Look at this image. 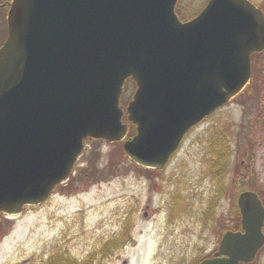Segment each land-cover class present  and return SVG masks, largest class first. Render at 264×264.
Masks as SVG:
<instances>
[{"label": "water", "instance_id": "1", "mask_svg": "<svg viewBox=\"0 0 264 264\" xmlns=\"http://www.w3.org/2000/svg\"><path fill=\"white\" fill-rule=\"evenodd\" d=\"M176 0H12L0 47V209L44 200L90 136L123 140L136 163L162 167L185 131L247 84L264 48V13L250 0H208L181 21ZM136 132L126 138L119 96ZM227 230L197 264H240L264 235L257 193L237 198Z\"/></svg>", "mask_w": 264, "mask_h": 264}, {"label": "rangeland", "instance_id": "2", "mask_svg": "<svg viewBox=\"0 0 264 264\" xmlns=\"http://www.w3.org/2000/svg\"><path fill=\"white\" fill-rule=\"evenodd\" d=\"M206 1L177 0L176 12L185 20ZM252 1L264 11V0ZM251 65L247 86L189 131L151 178L120 141L87 137L69 179L3 227L0 264H195L210 254L234 191L252 185L244 174L231 195L222 193L221 165L229 149L220 154L217 137L224 131L237 165L247 154L254 188L264 192V49L251 56ZM134 87L127 79L122 103ZM209 135L215 137L211 144Z\"/></svg>", "mask_w": 264, "mask_h": 264}, {"label": "flooded vegetation", "instance_id": "3", "mask_svg": "<svg viewBox=\"0 0 264 264\" xmlns=\"http://www.w3.org/2000/svg\"><path fill=\"white\" fill-rule=\"evenodd\" d=\"M10 2L11 0H0V46L3 44L6 35H7V13L10 7ZM254 2V1H252ZM179 18L182 20L183 18H181V14L178 13ZM196 15V14H194ZM187 18L185 20L191 19L192 17ZM183 19V21H185ZM136 86L134 87L132 93H130V98L127 99V102L125 103V107L128 103V101L132 98L133 92L135 90ZM122 95V94H121ZM226 105V104H224ZM223 105V106H224ZM222 107V106H221ZM220 108V107H219ZM218 109V108H216ZM215 109V110H216ZM214 110V111H215ZM214 111L206 114L205 116H203L196 124H194L193 126H191L184 134V136L182 137L180 144L178 146V148L176 149V151L180 148L181 144L184 142L185 140V136L189 133V131H191L192 129H194V127H196L197 125H199L200 123H203L204 121H206V119L209 117V115H211V113H213ZM220 136V137H219ZM217 139H219V141L223 144V146H227L229 149V152L227 153L226 157L223 162L224 165H221V170H222V179H223V186H222V193H228L229 195H231L232 192L230 191H234L236 190L235 187L242 185V181H243V175L245 174L248 178H250V182H251V187L249 188H240L239 190L237 189L235 192V194L233 195L234 199L233 202L231 204V208H227V216H226V227H224V229H222L221 231V235L218 238V242L222 236V234L227 231V230H232V231H236V230H240L241 229V214L239 211V208L237 206V197L238 195L244 191V190H252L255 191L258 194V197L260 198L263 206H264V192L259 191L256 188H254V167H253V171L252 172H247V166L250 165V161L247 160V154L245 155V158H241L239 160V164L240 166L237 165V160L236 157L233 156V154L230 153V149L232 148V140L229 139V132L228 131H224L222 134H220ZM215 140L214 136L209 135V142L211 144L212 141ZM246 162V164H245ZM168 164V163H167ZM166 164V166H167ZM165 166V167H166ZM246 167V171H243V168ZM217 177V175L215 176V178ZM247 180V179H246ZM216 195H218L217 192H215ZM27 205V204H26ZM25 205H23L22 210L24 209ZM147 211L144 212V214L146 215ZM19 214H12V213H7L4 212L2 209H0V235L2 233V229L4 226H8V223L11 222L12 220H15L17 218ZM229 221V222H228ZM262 232L264 234V223L262 226ZM217 242V245H218ZM242 264H264V240L262 242V244L258 247V249L256 250L254 257L252 258V260L248 261V262H244Z\"/></svg>", "mask_w": 264, "mask_h": 264}, {"label": "trees", "instance_id": "4", "mask_svg": "<svg viewBox=\"0 0 264 264\" xmlns=\"http://www.w3.org/2000/svg\"><path fill=\"white\" fill-rule=\"evenodd\" d=\"M257 52H254V54H256ZM255 68H254V74H255ZM250 80H251V78H250ZM123 120H126V118H125V115L123 116ZM131 133V132H130ZM130 133L128 134V135H130ZM91 138V137H90ZM95 139H97V138H95ZM116 142V141H115ZM121 143V142H120ZM221 151H220V154H224L225 155V153L227 152V149H228V147L227 146H221ZM138 165V164H137ZM138 167H141L140 165H138ZM144 169L145 170H148L149 169V171L150 172H147L146 173V175H147V177H150L151 178V176H150V174L151 173H154L152 170H155V169H151V168H146V167H144ZM141 170V169H140ZM159 169H156V171H158ZM68 179H69V177H68ZM209 255V254H208ZM66 264H69V263H66Z\"/></svg>", "mask_w": 264, "mask_h": 264}]
</instances>
